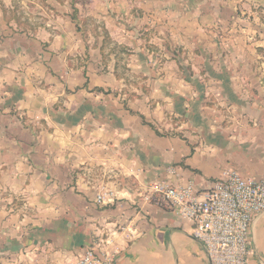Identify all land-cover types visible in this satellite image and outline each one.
<instances>
[{
	"label": "crops",
	"instance_id": "obj_1",
	"mask_svg": "<svg viewBox=\"0 0 264 264\" xmlns=\"http://www.w3.org/2000/svg\"><path fill=\"white\" fill-rule=\"evenodd\" d=\"M93 1L118 54L0 10V264H209L156 185L264 178V0Z\"/></svg>",
	"mask_w": 264,
	"mask_h": 264
},
{
	"label": "built area",
	"instance_id": "obj_2",
	"mask_svg": "<svg viewBox=\"0 0 264 264\" xmlns=\"http://www.w3.org/2000/svg\"><path fill=\"white\" fill-rule=\"evenodd\" d=\"M156 192L163 205L193 222V236L209 264H248L251 225L264 211V178H245L236 171H226L209 189L166 182L157 184ZM76 264L106 261L91 248Z\"/></svg>",
	"mask_w": 264,
	"mask_h": 264
},
{
	"label": "rangeland",
	"instance_id": "obj_3",
	"mask_svg": "<svg viewBox=\"0 0 264 264\" xmlns=\"http://www.w3.org/2000/svg\"><path fill=\"white\" fill-rule=\"evenodd\" d=\"M98 5L93 0H0V10L6 20L13 23V25H9L11 28L35 30L45 27V29L52 30L54 27L71 25L80 31L83 40L89 39L95 46L100 43L105 44L106 48L111 45V50L118 54L122 48L114 47L112 40L109 39L110 36L105 31L103 20L91 13L92 10L97 9ZM128 70L129 68H122V71L127 73L130 79L129 89L134 90L136 87L140 88L145 85V83L133 82L132 73ZM185 119H187L186 116L167 115L163 123L173 125L181 123Z\"/></svg>",
	"mask_w": 264,
	"mask_h": 264
}]
</instances>
